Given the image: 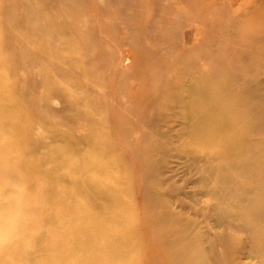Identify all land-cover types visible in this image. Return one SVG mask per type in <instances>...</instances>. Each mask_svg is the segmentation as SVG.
Returning a JSON list of instances; mask_svg holds the SVG:
<instances>
[{"label":"bare ground","instance_id":"1","mask_svg":"<svg viewBox=\"0 0 264 264\" xmlns=\"http://www.w3.org/2000/svg\"><path fill=\"white\" fill-rule=\"evenodd\" d=\"M131 1H96L92 18L79 0H0V264H141L138 213L167 264H237V247L219 248H228L224 230L205 242L184 212V183L175 182L181 163L171 167L168 154L173 132L184 141L175 157L187 177L196 172L190 183L216 202L197 213L218 229L224 222L247 234L251 258L264 264V0H230L205 16L215 0H165L139 27L123 17ZM182 2L194 5V15L178 13ZM110 15L114 25L103 32L111 43L96 33ZM193 22L203 28L182 38L179 28ZM167 24L171 35L177 30L172 37L159 33ZM7 26L20 61L3 49ZM145 35L153 47L139 48L135 60L123 53L129 40L134 45ZM160 38L169 43L164 53L157 51ZM75 48L102 66L78 59ZM21 62L41 72L24 74ZM135 65L158 78L160 92L144 102L127 93ZM105 67L109 87L97 79ZM55 100L64 107L55 110ZM175 122L183 128H171ZM134 127L144 132L132 148ZM142 141L151 145L142 149ZM134 172L142 175L133 194Z\"/></svg>","mask_w":264,"mask_h":264},{"label":"rangeland","instance_id":"2","mask_svg":"<svg viewBox=\"0 0 264 264\" xmlns=\"http://www.w3.org/2000/svg\"><path fill=\"white\" fill-rule=\"evenodd\" d=\"M79 1L82 4H84V3L86 4L85 13H89L91 15V17L93 18L94 14H96V13L98 14V10L96 12L93 9V4L96 1L105 2L107 0H79ZM174 1L177 2V0H174ZM210 1H212V0H209V1H206V2H210ZM215 1L216 2L214 4L210 3L209 7H205V9L203 10V15L204 16L207 15L208 13H210L209 12L210 10H214V9L217 10V8H219V5L221 3H226V2H228L230 0H215ZM164 3H165V0H161V4L158 5L157 7H154V6H152V0H134V1H131L129 3V6H127L128 5L127 4L126 7L123 9V12H124L123 17L126 19V21L134 22V25H136L138 27L141 26V25H146L147 22H142L141 19L143 20V19L149 18L151 20L152 14H154L155 11L156 12L161 11L162 7L164 6ZM78 4H76V6H78ZM189 4H186V2H182V4H179L180 12L178 11V13L182 12V14L186 18L189 17L190 15H194L193 13L195 11L194 5L191 4V3H189ZM132 8H134V12L132 11ZM154 8L156 10H154ZM112 11H115V9L112 8ZM133 13H134V15H133ZM187 15H189V16H187ZM114 22H115L114 16L110 15V16H108L106 18V20H102L101 22H98V24H97L98 30H97L96 33H98L103 38L108 39L110 43L112 42V40H110V38L107 37V35L104 34L103 31H104V27H106V26H107V29L110 30V28L114 25ZM168 24H169V22H168ZM168 24L165 27H163L162 28V32L160 30L159 33H164V35L172 37V36L175 35L177 30L172 32V35H171V33H170L171 32V27L168 26ZM201 27H202V25H200L198 22H193L189 26H184L182 28H179V34H181V37L183 38L184 34L187 33L188 31L194 33V32H196V29L199 30ZM94 29L96 31L95 27H94ZM120 29H122V28H120ZM22 31L24 33H26L24 31V29H20L19 32L21 33ZM110 32H113V31H110ZM118 32H119V30H117L114 33L117 34ZM124 32H125L124 29H122V31L120 30L119 36L117 37V40H120V39L122 40V38L120 36ZM14 33H15L14 29H11L8 26L5 27V34H6L5 42H8L7 43V48L8 49L7 48H3V49L4 50L6 49V52H11L13 58L15 60L19 59V61H20L21 60L22 51H21L20 47L18 46V43H17V40H16V37H15ZM10 37H11V40H10ZM6 39H7V41H6ZM168 39H170V38H168ZM195 42L198 43L199 42V38ZM152 43H153L152 40L150 38H148V36H146V35L144 37H142V38L136 37V38H134V45H132L130 40L128 41V43H126V45L128 47L126 48L127 50L123 49V53L131 54L134 57V60H135L136 59L135 53L138 51V49L141 48V47H145V48L153 47ZM171 44H172V42L170 43V45ZM168 46H169V43H166V40L164 38H160L159 41H158V44H157V51L158 52L160 51V53H164L162 51L165 50V47H168ZM29 47L31 49H33V50L42 49V47L40 45H37L34 41H30ZM155 48H156V46H155ZM72 54L75 57H77L78 59L81 58L82 60H84L85 58L88 59V57L89 58H93V60L91 59L92 65L94 67H96V68L97 67L100 68L101 61L99 59H96L95 56H91V54L89 56H86L87 54L84 53V51L79 49V48H75V50L72 52ZM21 63L23 65L22 73H24V74L30 72L32 70V67H33V69L35 68V70L41 72L39 66L38 67H34V65H32V67H31V65L29 63H24V62H21ZM90 67L91 66L89 64L88 69ZM135 67L136 68L134 70V76H132V79H130L129 81L127 80L128 83L129 84L131 83V85H132V88H130L127 91V93H129L130 95L134 94V97H136L138 99L141 98L140 100H142V101L143 100L145 101L150 96H154L155 94H158L160 92V90L158 91L159 84L156 83V79H158V78H155L154 75L150 74V72H149L150 69H147V68L142 69V67L140 68V67H138V65H135ZM104 73H106L107 76L104 75V78H103V75L102 76L99 75L100 77L97 78L99 80V82H102L103 79H105L106 85H107L108 82H109L110 86L113 85V82H112L113 80L108 75L110 73V71H109V69L107 67H105ZM55 77L59 81H63L64 79L65 80H67V79L69 80V78H66V77L62 78V76H57L56 75ZM41 78H42V76L37 73L36 74V79H38L40 81ZM148 78H149V80H147ZM164 80L169 81V78H166ZM181 87L182 88H186L187 86L184 83V84H182ZM42 89L44 90V88H42ZM146 93H150V94H148L146 97H144V95ZM105 99H106V97H105ZM52 107L55 110H60V109H62L64 107V103L62 101L55 100L54 104L52 105ZM135 110H137V109L134 108V112H135ZM42 111H43V108H39L38 112L40 113ZM96 111H97L96 113L102 114V113H100L99 109L96 110ZM134 119L138 120L137 114H134ZM171 128H175L177 130V129H180V128H183V127L180 126L179 122H175L171 126ZM59 129L65 131V128H61L60 127ZM164 129L166 130V129H169V128L168 127H164ZM35 132H37V129L35 130ZM133 132H134V134H133L134 141H128V143L130 145H132V148H133V144L134 145L137 144L136 139L138 137L141 139L142 134L144 132V128L134 127V130L132 131V133ZM36 134L37 135H41L44 138V135H46V132H44L42 130H39ZM175 134H176L175 132L171 133V136H172L171 140L172 141H171V144H169V153L168 154L171 156L169 158V160L171 161V164H170L171 167L173 166V164L175 162L181 163L180 164V169L176 173L177 176H176V178L175 177L174 178H175V182L176 183H182V184L184 183L183 184V188L184 189H183V193L181 195V197L185 200L186 207H187V209L184 210V212H187L188 215H190L191 217L194 218V220H193L194 223H196L199 226V230L202 232V234H204V237H207V239H205V242H210V240H213L218 234L222 233L221 231L224 230L225 231L224 232V236H225V239H227V241L226 242L224 241V242L227 243L228 248H227V246H222V245H220L219 248L222 251H225V249L229 250L234 245L235 247H237V250H238V256L236 258L237 259V261H236L237 264H257L256 263L257 260L256 259L254 260V259L251 258V256L255 257V254H254V252L251 253V250L248 247V243L247 242H248L249 237H248L247 234H244V233L241 234L240 232H236V231L230 230L228 224L224 223V222H222V229H218L217 227H215L213 225L214 222H213L212 219L211 220H206L205 218H203L200 215V213H197V209H199L200 207H202V209L204 211L208 212V209H210V210L213 209V207L215 206L214 203H216V202L212 203V202H209L208 200H206L205 198H203L202 195H199V193L203 189L200 188L199 186H194V185H192L190 183V180L194 181L197 178V175H196V172L193 171V174H190L187 177L188 169H187V167L183 166L184 160L183 159H178L177 157H175L178 154L177 150H181L180 145L182 143H184L183 140L181 142H177L179 139H178V137L175 136ZM120 136H122V135H118L114 139L116 141H118L120 147H121V145L123 146L122 149L125 152L127 150V146L123 142L124 138H122V140H121L119 138ZM43 141L45 143H49L50 142L49 139H43ZM150 145H151L150 141H147V142L142 141L141 144H140V148L147 149ZM183 147H184V144H183ZM127 156H128V154H126V157ZM131 161L134 162V160L131 159L130 163H132ZM141 175L142 174H140V172L139 173L138 172H136V173L134 172V174L130 176V178H131V187L133 189V191H132L133 194H134V179H137V181H138V179L141 178ZM182 180H183V182H182ZM184 180H187V182L185 183ZM192 194H193L194 200L190 199V196ZM140 201L141 200L139 198L138 199V203H139V207L141 208L142 207V203ZM175 209H176V206H175ZM136 220H137L136 222L139 223L140 226H141V237L143 238V245H144L143 249H141V252H143V255L140 258V263L141 264H167L166 262H164L162 256L160 255L159 248L156 247V245H154L153 243H150V241L155 237V234L153 232L149 231V230H146V227L144 226V217H143V215L141 213H138V217L136 218ZM212 226L215 227V228H213ZM227 235H229L230 238H228ZM225 243H223V244H225ZM205 245H207V243ZM153 248H155V249H153ZM256 251L258 252L259 250H256ZM152 253H154V254H152Z\"/></svg>","mask_w":264,"mask_h":264}]
</instances>
